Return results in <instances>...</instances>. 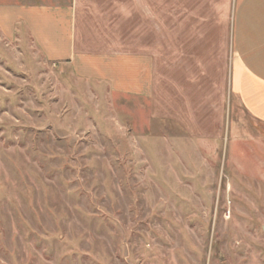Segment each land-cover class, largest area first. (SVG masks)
Wrapping results in <instances>:
<instances>
[{
  "label": "rangeland",
  "instance_id": "rangeland-1",
  "mask_svg": "<svg viewBox=\"0 0 264 264\" xmlns=\"http://www.w3.org/2000/svg\"><path fill=\"white\" fill-rule=\"evenodd\" d=\"M229 120L192 136L0 36V264H264V134Z\"/></svg>",
  "mask_w": 264,
  "mask_h": 264
},
{
  "label": "crops",
  "instance_id": "crops-1",
  "mask_svg": "<svg viewBox=\"0 0 264 264\" xmlns=\"http://www.w3.org/2000/svg\"><path fill=\"white\" fill-rule=\"evenodd\" d=\"M25 35L192 136L239 114L264 134V0H0L1 38Z\"/></svg>",
  "mask_w": 264,
  "mask_h": 264
}]
</instances>
